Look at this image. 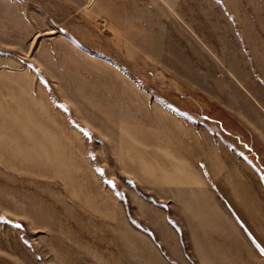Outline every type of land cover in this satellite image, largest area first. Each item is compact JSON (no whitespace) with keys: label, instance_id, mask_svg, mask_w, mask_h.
Masks as SVG:
<instances>
[{"label":"rangeland","instance_id":"374dc122","mask_svg":"<svg viewBox=\"0 0 264 264\" xmlns=\"http://www.w3.org/2000/svg\"><path fill=\"white\" fill-rule=\"evenodd\" d=\"M264 264V0H0V264Z\"/></svg>","mask_w":264,"mask_h":264},{"label":"crops","instance_id":"0c3cea01","mask_svg":"<svg viewBox=\"0 0 264 264\" xmlns=\"http://www.w3.org/2000/svg\"><path fill=\"white\" fill-rule=\"evenodd\" d=\"M83 1H88V0H83ZM205 260H202L205 264H210L211 258H204Z\"/></svg>","mask_w":264,"mask_h":264}]
</instances>
